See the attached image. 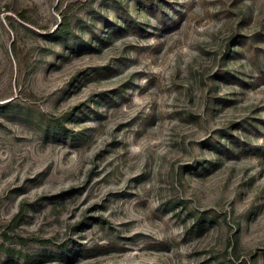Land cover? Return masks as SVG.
Wrapping results in <instances>:
<instances>
[{
    "label": "rangeland",
    "instance_id": "374dc122",
    "mask_svg": "<svg viewBox=\"0 0 264 264\" xmlns=\"http://www.w3.org/2000/svg\"><path fill=\"white\" fill-rule=\"evenodd\" d=\"M0 264H264V0H0Z\"/></svg>",
    "mask_w": 264,
    "mask_h": 264
},
{
    "label": "trees",
    "instance_id": "16d2710c",
    "mask_svg": "<svg viewBox=\"0 0 264 264\" xmlns=\"http://www.w3.org/2000/svg\"><path fill=\"white\" fill-rule=\"evenodd\" d=\"M67 32H68L67 25H65L64 27H60L56 31H54L53 35L62 36L64 34H66ZM246 44H247L246 40L242 39L236 45L240 46V45H246ZM249 46H251L250 43H248V47ZM20 216H21V212H20V214L16 215V217L14 218V222L17 221V220L19 221L20 220ZM42 242H44V240Z\"/></svg>",
    "mask_w": 264,
    "mask_h": 264
}]
</instances>
